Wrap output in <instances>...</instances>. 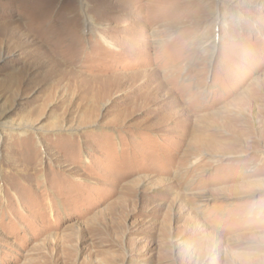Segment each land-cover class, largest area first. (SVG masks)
<instances>
[{"label": "rangeland", "instance_id": "obj_1", "mask_svg": "<svg viewBox=\"0 0 264 264\" xmlns=\"http://www.w3.org/2000/svg\"><path fill=\"white\" fill-rule=\"evenodd\" d=\"M261 198L264 0H0V264H225Z\"/></svg>", "mask_w": 264, "mask_h": 264}, {"label": "clouds", "instance_id": "obj_2", "mask_svg": "<svg viewBox=\"0 0 264 264\" xmlns=\"http://www.w3.org/2000/svg\"><path fill=\"white\" fill-rule=\"evenodd\" d=\"M224 260L225 264H264V198L254 201L242 214L239 227L227 235Z\"/></svg>", "mask_w": 264, "mask_h": 264}, {"label": "bare ground", "instance_id": "obj_3", "mask_svg": "<svg viewBox=\"0 0 264 264\" xmlns=\"http://www.w3.org/2000/svg\"><path fill=\"white\" fill-rule=\"evenodd\" d=\"M155 93V92H154Z\"/></svg>", "mask_w": 264, "mask_h": 264}]
</instances>
